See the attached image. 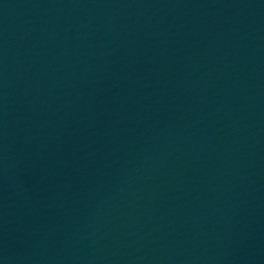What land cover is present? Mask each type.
<instances>
[{"label": "water", "instance_id": "1", "mask_svg": "<svg viewBox=\"0 0 264 264\" xmlns=\"http://www.w3.org/2000/svg\"><path fill=\"white\" fill-rule=\"evenodd\" d=\"M0 264H264V0H0Z\"/></svg>", "mask_w": 264, "mask_h": 264}]
</instances>
